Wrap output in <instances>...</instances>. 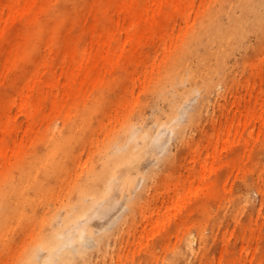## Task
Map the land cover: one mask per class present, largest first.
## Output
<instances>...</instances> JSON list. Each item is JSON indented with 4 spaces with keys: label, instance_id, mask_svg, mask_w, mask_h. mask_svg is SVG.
Wrapping results in <instances>:
<instances>
[{
    "label": "bare ground",
    "instance_id": "obj_1",
    "mask_svg": "<svg viewBox=\"0 0 264 264\" xmlns=\"http://www.w3.org/2000/svg\"><path fill=\"white\" fill-rule=\"evenodd\" d=\"M191 7L192 0H0V255H15L11 264L111 263L160 173L156 150L181 139L184 113L185 123H197L211 99L229 102L237 52L250 53L251 34L264 45V0H215L188 32L174 34ZM149 48L162 52L155 69ZM140 81L145 101L126 108L127 98L110 95L119 87L125 96ZM109 111L118 116L114 127L94 138L95 126L114 121ZM39 122L46 127L34 138ZM6 137L17 145L9 148ZM92 218L104 223L94 229ZM193 252L183 239L160 262L188 264Z\"/></svg>",
    "mask_w": 264,
    "mask_h": 264
},
{
    "label": "rangeland",
    "instance_id": "obj_2",
    "mask_svg": "<svg viewBox=\"0 0 264 264\" xmlns=\"http://www.w3.org/2000/svg\"><path fill=\"white\" fill-rule=\"evenodd\" d=\"M214 1L192 0L188 15L178 18L172 32L181 35L188 32L202 10L210 8ZM98 23L102 24V20ZM255 39V34H251L250 40L255 44L248 48L250 53L239 50L236 54L237 62L231 67L233 75L229 79L232 81L227 86L231 87L229 102L219 105L223 103L221 97L218 101L211 99V106L197 123H185L184 113L181 139L171 146L172 150L169 147L156 150L157 160L153 164H160V173L148 196L142 199V206L137 207L129 229L119 235L114 247L118 254L113 252V260L105 264H162L160 259L173 257L174 249L181 246L183 239L190 240L194 250L187 255L188 264L219 261L220 264H264V83L259 82V71L264 73V45L259 46ZM259 40L263 42L264 37ZM147 53L148 61L153 59L154 69L163 63L161 51L155 55L149 48ZM117 73L124 86L127 83L124 71L119 69ZM252 84L255 90L251 89ZM4 91L10 93L11 89L7 87ZM121 93L117 87L110 95L120 100L127 98L126 108L147 98L141 81L125 96ZM232 100L239 102V106H232ZM196 103L197 100H192L190 106ZM240 112L247 115L246 122ZM109 114L114 116V121L95 126L94 138L101 139L114 127L118 116L111 111ZM18 120L24 125L23 115ZM45 125L37 123L31 136H40ZM151 130H154L152 126ZM13 139L16 138L6 137L9 148L17 145ZM29 140L32 139L28 137ZM75 154H81L84 159L88 153ZM148 162L149 159L144 160L142 166ZM121 214V210L116 211L110 221L105 220L106 231L117 225ZM89 222L94 229L104 223L96 218ZM94 247L95 243L91 242L87 251ZM0 256V264H11L15 259V255L4 251Z\"/></svg>",
    "mask_w": 264,
    "mask_h": 264
}]
</instances>
